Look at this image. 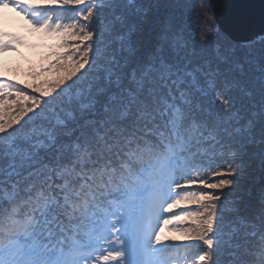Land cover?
Segmentation results:
<instances>
[{"label": "snow or ice", "instance_id": "snow-or-ice-1", "mask_svg": "<svg viewBox=\"0 0 264 264\" xmlns=\"http://www.w3.org/2000/svg\"><path fill=\"white\" fill-rule=\"evenodd\" d=\"M6 11L66 51L54 81L0 76V264H264V31L212 0Z\"/></svg>", "mask_w": 264, "mask_h": 264}, {"label": "water", "instance_id": "water-1", "mask_svg": "<svg viewBox=\"0 0 264 264\" xmlns=\"http://www.w3.org/2000/svg\"><path fill=\"white\" fill-rule=\"evenodd\" d=\"M215 20L222 31L237 40L264 31V0H212Z\"/></svg>", "mask_w": 264, "mask_h": 264}, {"label": "rangeland", "instance_id": "rangeland-1", "mask_svg": "<svg viewBox=\"0 0 264 264\" xmlns=\"http://www.w3.org/2000/svg\"><path fill=\"white\" fill-rule=\"evenodd\" d=\"M1 28H8V32L22 36L25 39V43L17 45L16 51L0 53V76L4 74L14 76V73L21 74L29 64L27 59L30 58V61L33 56L36 58L38 55L37 52H41V44L45 40L51 39V37H44L39 33L28 31L26 21L12 11H6L0 16ZM18 50H21L22 53Z\"/></svg>", "mask_w": 264, "mask_h": 264}, {"label": "trees", "instance_id": "trees-1", "mask_svg": "<svg viewBox=\"0 0 264 264\" xmlns=\"http://www.w3.org/2000/svg\"><path fill=\"white\" fill-rule=\"evenodd\" d=\"M59 43V37L52 36L50 40H45L41 44V52H37V57L33 56L31 60L27 59L28 65L26 70L21 74L14 73V76L2 75L4 77H10L13 80H19L22 84L33 83L40 84L43 81H54L56 76L52 72H42V69L46 68L50 63L54 62L56 57H49L48 54L53 51H66L65 49H57L55 45ZM32 59H34L32 61ZM17 72V71H16ZM39 74V75H37Z\"/></svg>", "mask_w": 264, "mask_h": 264}]
</instances>
